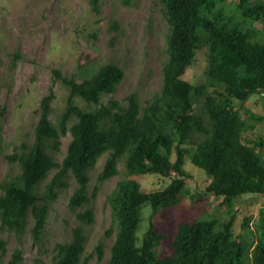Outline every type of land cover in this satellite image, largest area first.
Segmentation results:
<instances>
[{
	"label": "trees",
	"instance_id": "16d2710c",
	"mask_svg": "<svg viewBox=\"0 0 264 264\" xmlns=\"http://www.w3.org/2000/svg\"><path fill=\"white\" fill-rule=\"evenodd\" d=\"M162 2L169 25L168 58L163 65L161 91L145 106L135 95L126 99V105L110 97L125 77L118 65H106L81 83L54 71L55 81H61L70 91L59 126L50 120L52 92L42 99L34 142L22 144L21 152L5 156L10 163L19 164L21 173L0 182V262L7 247L3 232L14 234L22 242L31 219V237L36 244L42 241L52 204L68 188L70 176L78 184L70 209L77 212L89 204L90 172L108 153L100 182L118 176L119 163L124 161L126 167L125 179L110 197L118 233L109 264H264V219L255 233L247 234L249 217L241 226L247 232L236 235L234 231L235 200L264 195V139L247 140L246 133L253 126L241 111L254 96H264V0ZM92 3L98 11L99 0ZM203 49L205 80L194 85L185 76ZM105 97H110L106 103ZM77 98L94 110L77 106ZM5 113V108H0V117ZM251 116L264 122V116ZM72 121H76L69 129L72 140L59 164L54 156ZM196 135L203 140L188 148ZM3 152L0 137V158ZM174 153L176 160L172 161ZM187 158L210 179L206 192L223 198L228 217H181L170 235L169 214L181 209L189 194L190 175L184 169ZM55 169V176L39 192ZM147 175L172 181L164 190L148 192L136 179ZM148 209L150 228L140 240L139 230ZM158 216H162L159 222ZM78 218L91 223L93 212L79 213ZM251 234L253 242L249 241ZM73 235L71 243L56 246L52 264L80 263L86 237L81 227ZM162 244L169 252H158ZM97 251L101 259L103 246ZM23 259L22 251L16 250L7 264H20Z\"/></svg>",
	"mask_w": 264,
	"mask_h": 264
},
{
	"label": "rangeland",
	"instance_id": "374dc122",
	"mask_svg": "<svg viewBox=\"0 0 264 264\" xmlns=\"http://www.w3.org/2000/svg\"><path fill=\"white\" fill-rule=\"evenodd\" d=\"M257 26L260 29L263 27L260 23ZM168 32L162 0H99L98 11L93 7L92 0H0V108L6 110L5 115L0 117V137L4 146L0 158V182L21 173L19 164L10 163L5 156L21 152L22 144L31 145L34 142L42 99L52 92L55 96L50 104V120L56 127L59 126L70 91L61 81H55V70L81 83L106 65H118L124 70L125 77L116 94L110 97L126 105V99L135 95L145 106L163 85ZM206 66V49H203L185 78L199 85L205 80ZM110 97L103 98V102L106 103ZM76 104L86 111L95 108L81 98L76 99ZM236 106L239 107L238 102ZM241 111L253 126L246 133L247 140L264 139V122H258L251 116H264V96H254ZM74 122L69 124L67 135L61 138L60 151L55 153L59 164L66 157L72 140L69 129ZM201 140L203 137L196 135L186 146L196 147ZM261 151L264 156V149ZM107 158L108 153L98 159L91 170L88 187L91 201L77 212L70 209L69 202L78 184L73 176L68 178V188L52 204L47 228L39 244L33 241L30 234L31 219L22 242L14 234L3 232L2 238L7 247L0 264H7L16 250L23 253L24 259L20 264H52L57 255L56 246L71 243L74 230L78 227L83 229L86 237L85 251L79 264H109L111 248L118 233L110 197L118 183L125 179L126 167L124 161L119 163V175L100 182L99 175ZM175 160L174 153L172 161ZM184 169L190 175L187 183L189 194L183 207L169 214L170 235L175 233L181 217L190 220H223L228 217L223 198L206 192L210 179L205 172L195 167L189 158ZM57 171L55 169L49 174L40 185L39 192L45 190ZM136 179L148 192L164 190L172 181L159 175ZM87 210L93 212L91 223H84L78 218L79 213ZM235 211L236 235L247 232L241 228L245 217L250 219L247 234L257 232L258 223L264 219V195H245L236 199ZM145 213L138 234L140 240L150 228L149 209ZM156 220L161 221L162 216ZM249 241H254L252 234ZM100 245L103 246L101 259L97 251ZM158 252H169L168 246L160 245Z\"/></svg>",
	"mask_w": 264,
	"mask_h": 264
}]
</instances>
